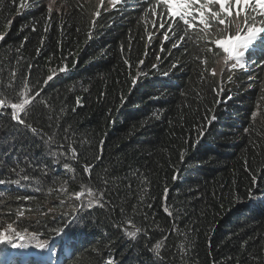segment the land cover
<instances>
[{
  "label": "trees",
  "instance_id": "16d2710c",
  "mask_svg": "<svg viewBox=\"0 0 264 264\" xmlns=\"http://www.w3.org/2000/svg\"><path fill=\"white\" fill-rule=\"evenodd\" d=\"M54 1L0 0V98H35L30 128L0 111V226L44 242L25 264H264V39L217 74L215 23L165 40L156 0Z\"/></svg>",
  "mask_w": 264,
  "mask_h": 264
},
{
  "label": "snow or ice",
  "instance_id": "6c2138e0",
  "mask_svg": "<svg viewBox=\"0 0 264 264\" xmlns=\"http://www.w3.org/2000/svg\"><path fill=\"white\" fill-rule=\"evenodd\" d=\"M116 0H113L115 3ZM157 5H162L167 9V16L163 12L159 13L161 22L160 28L167 27L168 31L164 33V39L169 40V33L175 34L174 29L181 28V22L184 26L181 30L184 31L185 36L188 35V29H195L197 26H202L200 29L202 32L207 35L213 23L216 24L218 31H227L229 35L222 39H217L215 44L218 48L222 49L225 56L224 62L227 64L229 61H233L231 67L235 68L237 65L244 67V60L246 52L253 47L258 41L264 39V19L260 20V27H256L257 16L264 17V0H156V5H153L151 8L152 14L157 15ZM218 5V10L214 7ZM235 7V17H233V8ZM51 11V6L49 7ZM241 13H244L243 21L241 22ZM251 13H256L252 15ZM99 15V12L96 13ZM167 21H171L166 24ZM235 24L236 34H231V28ZM243 23V27H241ZM155 26V23H154ZM219 26H224L220 28ZM185 36H181L180 39L183 41ZM4 36L0 35V40H3ZM182 44H173L174 48L181 47ZM127 63V61H125ZM155 67V65H153ZM175 67V65H173ZM63 71V69H62ZM215 73H213L214 75ZM165 75H167L165 73ZM49 81L53 79L52 76L47 78ZM135 84L136 81H133ZM40 94L37 93L38 97ZM35 98L28 95V88L25 86L24 90L19 94L18 102L9 103L6 99L0 98V111L10 108V117L12 121H16L18 124L25 126V128H30V125H27L23 117L27 116V107L33 102ZM253 117L256 116L254 112ZM35 133L36 130L32 129ZM247 132V129H245ZM203 135V132H201ZM73 156L75 157V149H71ZM65 168H68V165L65 164ZM84 172L89 173L90 167L85 166ZM28 179V177H24ZM173 179H176L174 176ZM5 183L4 180H0V184ZM15 183L19 184L20 181L17 180ZM84 191H79L75 193L77 199H80L84 195ZM87 195L89 197H94V190L90 187L87 189ZM93 201L89 200V205ZM167 211V209H166ZM131 222H129L130 224ZM136 231H128L126 235L130 238H136ZM23 237L19 234L13 236V234H5L3 231H0V246H3L6 243L11 242V247L13 249L24 247V243H17V240L23 241ZM36 247L43 249L45 245L39 244ZM160 244L157 243L153 251L159 255ZM9 264H15L14 260H10ZM107 264H112L111 261H108Z\"/></svg>",
  "mask_w": 264,
  "mask_h": 264
},
{
  "label": "rangeland",
  "instance_id": "374dc122",
  "mask_svg": "<svg viewBox=\"0 0 264 264\" xmlns=\"http://www.w3.org/2000/svg\"><path fill=\"white\" fill-rule=\"evenodd\" d=\"M96 1V3H98V5L99 6H102V7H104V8H112L114 5H116L117 3H119L120 2V0H116V2L115 3H113V0H95ZM48 6L50 7L51 6V9H54L55 8V1L54 0H48ZM217 10H218V5L217 6H214ZM235 7L233 8V17H235ZM252 15L254 14V15H256V13H251ZM243 15H244V13H241V17H240V19H241V22H242V17H243ZM261 19H264V17H259V16H257V20H256V27H260L261 25H260V20ZM241 27H243V23H241ZM232 28H233V31L231 32V34L232 35H235L236 34V28H235V24L233 23V26H232ZM228 35H226L225 37H227ZM224 37V38H225ZM223 51V50H222ZM224 56H225V54H224V52H223V58L222 59H220L219 61H218V64H217V68H216V73L218 74V73H220V72H222L223 71V69H228V70H231V69H240V68H242V67H240L239 65H237L235 68H232L231 67V65H232V63H233V61H229L227 64H225V62H224ZM244 64H245V60H244ZM4 184V183H3ZM3 184H1V185H3ZM75 200L78 204H79V206L78 207H80V206H82V205H85V204H87V202H89V200L91 199L92 201H93V203H94V200H95V198L94 197H89L88 195H87V192H85V194L80 198V199H77L76 197H74V198H72V200ZM72 202V204L74 205V201H71ZM68 207L69 206H66L65 207V210H69L68 209ZM62 212V211H61ZM61 212H59V213H61ZM0 231H3L6 235L7 234H13V236H15L16 235V233H14V231L13 230H11V229H9V228H7V227H1L0 226ZM20 236H22L24 239H23V241H20V240H17L16 242L17 243H24V247L25 248H29V247H26V246H28L27 244L29 243V242H37V243H42L43 242V240L41 239V238H39V237H35V236H30V235H20ZM44 243V242H43ZM30 244V243H29ZM10 247L11 246V242H9V243H6V244H4L3 246H0V250H1V247L3 248V247ZM14 250L15 249H13L12 248V250L10 251V253L8 254L9 256H13V253H14Z\"/></svg>",
  "mask_w": 264,
  "mask_h": 264
},
{
  "label": "bare ground",
  "instance_id": "6f19581e",
  "mask_svg": "<svg viewBox=\"0 0 264 264\" xmlns=\"http://www.w3.org/2000/svg\"><path fill=\"white\" fill-rule=\"evenodd\" d=\"M10 252V251H9ZM3 258V257H2ZM8 259V258H7Z\"/></svg>",
  "mask_w": 264,
  "mask_h": 264
}]
</instances>
